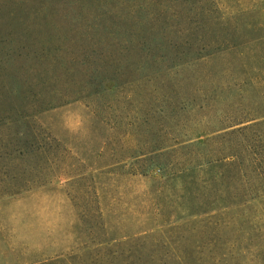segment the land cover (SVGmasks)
<instances>
[{"label": "rangeland", "instance_id": "obj_1", "mask_svg": "<svg viewBox=\"0 0 264 264\" xmlns=\"http://www.w3.org/2000/svg\"><path fill=\"white\" fill-rule=\"evenodd\" d=\"M253 122L264 0H0V264H264V197L209 202Z\"/></svg>", "mask_w": 264, "mask_h": 264}, {"label": "trees", "instance_id": "obj_2", "mask_svg": "<svg viewBox=\"0 0 264 264\" xmlns=\"http://www.w3.org/2000/svg\"><path fill=\"white\" fill-rule=\"evenodd\" d=\"M85 40L91 45L95 35H84ZM263 123H251L247 125V129H255ZM239 131V130H237ZM250 135L245 137L246 144L244 148L232 149L225 155H219L214 163L222 167V170H218L213 175L214 182L217 184V190L210 203H213L215 212L214 217H217L218 225L226 223L224 215L226 217L228 211L238 208L246 203L259 202L264 197V134H257L253 130ZM235 132V131H233ZM227 167V168H225ZM227 170V173L224 171ZM170 170L155 165L152 169V176L155 180L161 181L165 179H173L178 173L172 174ZM154 174V175H153ZM185 173H181L178 177H184ZM177 177V176H176ZM227 188L225 193H219L220 188ZM217 238L213 251H222L218 254V257L211 262H183L182 264H249L246 261L241 263H232L233 259L245 258L247 252L239 251L237 248H231L227 243H221ZM237 250V253H232ZM248 251V250H247ZM257 257L261 256L259 261L264 262V247L257 249ZM256 258L254 255L252 258ZM251 261V258L248 262Z\"/></svg>", "mask_w": 264, "mask_h": 264}]
</instances>
